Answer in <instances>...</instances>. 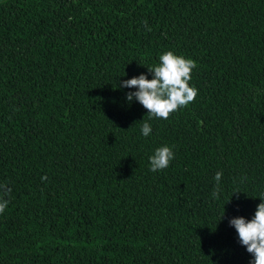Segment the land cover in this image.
I'll return each instance as SVG.
<instances>
[{"label": "trees", "instance_id": "trees-1", "mask_svg": "<svg viewBox=\"0 0 264 264\" xmlns=\"http://www.w3.org/2000/svg\"><path fill=\"white\" fill-rule=\"evenodd\" d=\"M165 51L198 95L149 118L120 85ZM0 185V264H250L229 221L264 196V0H0Z\"/></svg>", "mask_w": 264, "mask_h": 264}, {"label": "clouds", "instance_id": "clouds-1", "mask_svg": "<svg viewBox=\"0 0 264 264\" xmlns=\"http://www.w3.org/2000/svg\"><path fill=\"white\" fill-rule=\"evenodd\" d=\"M145 25L147 26V22ZM147 30L151 31V28ZM158 60L157 64L148 67V71L153 74L152 79L141 74L138 77L123 80L120 86L137 89L135 92L127 93L126 98L129 102L135 98L147 110L149 118L168 119L172 113L195 101L198 89L191 86L190 81L192 70L197 67V63L191 58L176 55L173 51L163 52ZM151 131L150 123L145 121L141 126L142 134L147 137ZM173 159V150L169 146H161L149 157L150 170L152 172L163 170ZM222 175V172H217L214 177L216 187L212 196L215 199H219ZM0 189L5 193L11 191L6 185H0ZM260 199L262 202L257 205L254 216L250 220L234 217L229 221L230 226L234 227L238 234L239 243L253 257L250 264H264V196ZM7 204V200L0 198V213L5 211Z\"/></svg>", "mask_w": 264, "mask_h": 264}]
</instances>
